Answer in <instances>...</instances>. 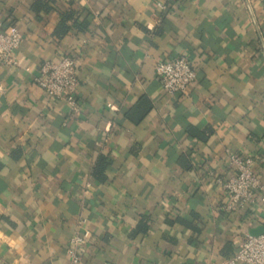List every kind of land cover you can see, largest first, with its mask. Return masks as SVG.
I'll use <instances>...</instances> for the list:
<instances>
[{"label": "crops", "instance_id": "0c3cea01", "mask_svg": "<svg viewBox=\"0 0 264 264\" xmlns=\"http://www.w3.org/2000/svg\"><path fill=\"white\" fill-rule=\"evenodd\" d=\"M0 13L22 35L18 64L0 67V264H66L80 220L81 264H222L264 225L259 201L225 210L217 182L234 152L264 185V0H0ZM66 54L77 112L34 81ZM178 56L196 79L170 95L154 65Z\"/></svg>", "mask_w": 264, "mask_h": 264}, {"label": "built area", "instance_id": "2783aa9c", "mask_svg": "<svg viewBox=\"0 0 264 264\" xmlns=\"http://www.w3.org/2000/svg\"><path fill=\"white\" fill-rule=\"evenodd\" d=\"M158 6L164 8L160 3ZM21 42L22 35L16 27L3 29V17L0 13V67L18 64L16 51ZM76 68L77 58L66 54L58 61L45 59L34 76L35 83L49 99L65 101L73 112L79 109ZM154 77L163 91L173 95L185 93L194 83L196 72L185 56H178L157 60L154 65ZM228 158L232 173L224 179H217L228 197L223 208L233 211L256 201L264 205V185L253 171L255 157L230 152ZM90 238L91 231L84 226V220H80L68 241L66 264H81L83 250ZM222 264H264V233L247 235L236 252Z\"/></svg>", "mask_w": 264, "mask_h": 264}, {"label": "trees", "instance_id": "16d2710c", "mask_svg": "<svg viewBox=\"0 0 264 264\" xmlns=\"http://www.w3.org/2000/svg\"><path fill=\"white\" fill-rule=\"evenodd\" d=\"M73 14H74L73 11H66L62 14V18L60 22L58 23L56 30H55L56 35L62 36L67 32V30L70 27V24L68 23V21L73 19ZM74 24L76 25L75 22ZM85 25L86 24L83 23L82 25H80V27H85ZM150 108H151V104L148 101V99L145 96H141L137 104L135 105V107L131 109L127 115L129 116V118H131L132 120L136 122L140 120L148 112ZM135 116L136 118H134ZM189 134L192 136L200 137L204 140L207 138L204 132L199 131L194 127L189 128ZM108 164H109V160L106 155H100L98 157V160L96 161V164L92 172L95 179L99 181L105 180L104 171L107 168Z\"/></svg>", "mask_w": 264, "mask_h": 264}, {"label": "water", "instance_id": "95a60500", "mask_svg": "<svg viewBox=\"0 0 264 264\" xmlns=\"http://www.w3.org/2000/svg\"><path fill=\"white\" fill-rule=\"evenodd\" d=\"M264 233V225H258L255 227H252L249 230V235H259Z\"/></svg>", "mask_w": 264, "mask_h": 264}]
</instances>
